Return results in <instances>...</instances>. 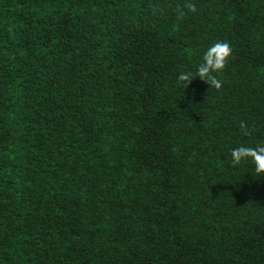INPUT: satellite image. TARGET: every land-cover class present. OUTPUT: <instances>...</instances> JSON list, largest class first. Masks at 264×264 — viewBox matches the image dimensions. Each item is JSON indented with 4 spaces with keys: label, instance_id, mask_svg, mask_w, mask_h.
Wrapping results in <instances>:
<instances>
[{
    "label": "trees",
    "instance_id": "obj_1",
    "mask_svg": "<svg viewBox=\"0 0 264 264\" xmlns=\"http://www.w3.org/2000/svg\"><path fill=\"white\" fill-rule=\"evenodd\" d=\"M187 2L0 0V264H264V0Z\"/></svg>",
    "mask_w": 264,
    "mask_h": 264
},
{
    "label": "clouds",
    "instance_id": "obj_2",
    "mask_svg": "<svg viewBox=\"0 0 264 264\" xmlns=\"http://www.w3.org/2000/svg\"><path fill=\"white\" fill-rule=\"evenodd\" d=\"M187 12H196L195 4L190 0L183 9H178V19H182ZM232 47L227 42H217L212 45L203 55V62L198 66L196 75L199 79L208 85H211L216 90L222 87L221 81L214 75V73L222 72L227 66L228 60L232 56ZM178 81L183 82V87L187 89L193 81L191 73H181L178 76ZM246 125L242 122L241 129L244 130ZM245 135L249 133L244 132ZM233 167L238 166L241 162L251 161L255 166V173L264 176V146L252 147H238L231 152Z\"/></svg>",
    "mask_w": 264,
    "mask_h": 264
}]
</instances>
